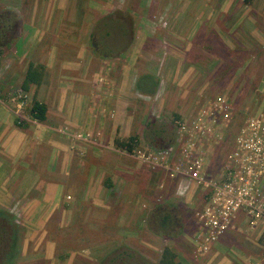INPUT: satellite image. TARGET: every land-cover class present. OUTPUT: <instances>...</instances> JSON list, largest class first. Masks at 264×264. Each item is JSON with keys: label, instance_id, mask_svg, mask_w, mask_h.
Segmentation results:
<instances>
[{"label": "rangeland", "instance_id": "obj_1", "mask_svg": "<svg viewBox=\"0 0 264 264\" xmlns=\"http://www.w3.org/2000/svg\"><path fill=\"white\" fill-rule=\"evenodd\" d=\"M106 1L115 2L116 0ZM106 1L93 0L92 7H86L90 3L85 5L83 3L81 4V0H77L75 8L79 10L80 7V13H73L76 23L72 27L74 39L71 43L69 39H63L68 33L69 26L67 24L60 25L59 32H66L61 33L60 38H62L56 42V39L52 40V35L54 36L59 25L55 24V29H51L48 32L45 30L47 29L45 24H38L39 16L32 15L30 12L31 20H34L36 23L32 25L30 23L25 24L23 20L25 21L29 9H19L18 13H21V15L18 17L17 11L12 8L15 7L12 1L0 0V25L2 26L1 32L3 34L0 41L3 70L0 84L4 102L10 103L8 98L21 86V82L25 77V71L30 62L39 64V62H43L44 60L48 61L51 58L54 60L56 56L49 58L52 46H57L60 50L62 49L58 53L61 56L57 57L56 64L58 66L54 70V74L47 75L45 77V83L41 84L42 86L40 85L37 89L33 88L29 92L27 108L25 107L22 110L21 114L27 120L25 121L24 118L21 123L25 125L34 123L35 120L29 115L33 98L36 97L38 101L42 100L50 107L54 104L55 97L63 96L65 93L68 94L71 86L74 85L70 83L68 75L70 74L69 69L64 70L61 66V63L65 62L66 65L68 64V67H72L69 66L72 62L69 58L72 57H66V55L70 51L73 54H84L87 52V55L85 54L84 56L80 54L79 59L85 61L89 56H94L96 65L101 64L102 66L103 58L97 54L99 46L96 47L95 40L92 38V32L96 24L103 17L115 11H128L133 15L135 20V35H139L140 38L143 37L141 35H145L147 32L150 35L144 36L142 42L139 40L140 38L138 39L139 41L134 40L131 47L143 48L150 51L157 50V54L161 55L166 49L176 50L177 52V49H186L187 44L192 43L190 46L192 52L186 58L192 63H197L205 67L204 71L190 72L185 77L184 73H176L174 71L170 74V81L167 82V87H163L164 81H162L161 86L159 78H156L157 84L161 86V90L157 96V93L153 95L151 104L147 102L148 100L145 97H142L144 107H140V109L143 112L137 111V107L133 103L127 105H120L119 103L109 104L114 109L111 110L112 112L120 110L126 116H133L134 125L139 127L133 135L137 136L139 140L135 155L142 154L148 148H151L145 139V130L149 123L154 120H159L172 125V130L174 129L176 131L177 122L184 121L190 125L196 137L195 141L199 140L200 145L207 150L209 173L213 176H218L219 172L221 173L223 171V167L230 160L235 138L247 119L259 114L264 115V54L258 52L259 55L250 56L249 60L242 65V61H237L236 57H232L226 53L213 57H208L207 55L200 57L195 53L197 49H201L210 54L211 51H208L210 49L224 48L217 34L213 36V34L207 33L208 26L211 29L214 28V24L212 23H216V18L219 19V14H221L213 5L215 0H204L205 3L203 1L198 2L197 0H192V6L185 13L179 9L163 11V9L160 10L155 6H150V4L142 7L144 9L143 12L138 11L135 7L126 8L127 6L122 5H118L119 7L117 6L116 8H106ZM132 1L136 2V4L140 2V0ZM242 1L244 2V0ZM254 1L256 13L259 11L264 12L263 5L258 8L256 7L258 3H264V0ZM84 8H86L85 12H81ZM203 9H207V13L204 14L205 16L201 13ZM160 13L167 15V18L159 15ZM246 13L251 15L250 11ZM200 14L203 18H200ZM155 15L163 21H166V19L169 21L166 26L167 29L165 28V31H162L163 37L160 40L155 39L157 30H155L154 26L156 24H151L148 21ZM157 16L155 17L157 18ZM146 17L149 19H144ZM19 18L21 19V24L18 22ZM206 19H210V23L205 26L207 29H203L202 25L197 21H204ZM140 21L142 22L140 23ZM226 23L228 25L225 26V30H228L231 27V22L228 20V17H223V25ZM159 25L161 26V24ZM162 28L163 26H161ZM192 31L197 32L192 40L174 38L175 41L173 36L170 35L171 33L177 35L185 33L186 35H190ZM208 35L215 38V41L212 40L211 42L212 46L208 45ZM205 37L207 38L206 40ZM86 38L89 39L85 40ZM69 43L71 45H68ZM82 46L85 50L80 49ZM76 48L80 50H76ZM41 51L45 52L47 57ZM223 59L227 61L225 64H223ZM216 60L218 61L217 65H215ZM232 60H235V62L232 63ZM212 67L216 68V70H213L214 68L210 70ZM152 68H156L155 65L146 61V64H144L146 72L153 73L151 71ZM102 85L104 84L101 83L97 86L99 90H105ZM109 90L112 93L114 92L111 89ZM84 92L90 93V90L85 89ZM138 92L142 93L140 89H138ZM165 95L168 97L167 101L160 102L164 99ZM220 98L228 100L232 106L229 122L226 124V127L216 130L214 138L209 139L210 137L207 134L204 137L198 136L194 132L196 130V126L194 125L198 121L200 114L203 110L213 107L214 102ZM147 104H149L148 107ZM69 106L70 104H68L67 100L64 109L65 112H70ZM79 106L83 107L87 105L83 104L81 106V104H78ZM7 107L9 108V106ZM91 107L94 106L91 105ZM95 107H99L98 109L101 108L96 105ZM51 108H54L53 110L58 112L59 105L54 104ZM60 108L63 109V103H61ZM2 110L3 108L0 110V114ZM135 111L137 112L135 113ZM58 114H60V111ZM53 116V121L62 122V126L57 129L58 131L64 127L69 129V135L59 133L66 138L68 137L67 140L72 144V154L74 153L73 151L75 153L78 151L80 156H83L81 158H85L86 153L82 151L85 149H82V147L89 143L91 144L92 136H95L91 134L88 125L86 130L73 128L70 124H66L64 119L58 120L61 117L56 113ZM86 116H79L78 122L80 121L82 123L84 121L82 125L86 124ZM139 116H141L140 119H138ZM76 118H78L77 114ZM121 121L123 122V120ZM137 121H139V126L137 125ZM95 124H100V121L92 123V125ZM116 125L117 122L115 121L107 123L104 133H111L117 127ZM98 132L99 129L95 127L94 133ZM77 134H83L87 140L76 138ZM101 136L104 137L103 143H106L108 141H106V136ZM189 137L187 136V138ZM221 137H223L222 140ZM140 139H142V144H140ZM103 151L109 156L107 159L112 158L113 154L117 156H134V153L129 154L115 147L113 151H108V149H104ZM97 154L99 156L102 155L98 151ZM112 161L115 162L113 159ZM107 163H111V161L109 160ZM150 169L152 170V174H143L139 178L140 182L131 187L126 205L117 202L116 206H118L112 207V210L108 211L107 215L99 213L102 210L94 205V201L87 202L88 204L84 201L79 202L77 207L81 212L80 214L78 213L76 219H73L75 220V225L69 227L67 222L63 224L65 228L59 235V240L62 242L60 252L63 256V261L55 264H107L118 251L124 252L126 250L138 255L140 261L138 264H159L164 248L173 249L182 264H213L216 262L217 260H213L212 258L216 253L215 251L209 257L199 255L196 250V244H193L194 242L191 241V239L194 241V238H191V236L195 237L194 235L199 230V220L197 221L196 213L206 204L203 190L189 180L172 178L166 170L158 171L152 168ZM162 185L164 189L159 188ZM138 186H140L141 192H139ZM136 191L137 194H143L144 198L138 197L136 199ZM159 207H164L167 213L172 216V224H169V227L165 228L161 225V221H158L155 217L153 218L152 213ZM124 209L125 212L127 211V216L125 218L123 217L125 222H123V219L120 222V218L122 217L120 211ZM20 226L22 232L25 231L26 233L24 226ZM240 226V229H236V232L229 230L220 238L219 243L222 241L224 245L227 244L225 250H223V255L229 258L231 264H264V240L262 239L260 241L258 233L251 232L243 223ZM216 251L218 252V249ZM194 254H196L199 260ZM80 255L85 258L81 259ZM19 257V254H17L15 262L16 260L18 261ZM45 264L49 263L45 262Z\"/></svg>", "mask_w": 264, "mask_h": 264}, {"label": "crops", "instance_id": "obj_2", "mask_svg": "<svg viewBox=\"0 0 264 264\" xmlns=\"http://www.w3.org/2000/svg\"><path fill=\"white\" fill-rule=\"evenodd\" d=\"M10 1L15 6L12 8L17 11L18 17L21 15V13H18L19 9H29L25 21L23 20L25 24H35L36 22L31 20V14L38 15V24H45L47 28L45 30L48 32L51 29H55V24L59 25L54 36L52 35V40L56 39L55 41L57 42L58 39L62 38H60L61 33L66 31L59 32V28L63 24L69 26L68 33L63 39H69L70 42L74 39L72 35V27L76 23L74 14L80 13V7L79 10L75 8L77 0ZM197 1L205 3L204 0ZM92 2L93 0H81V4L87 5L90 3L86 7H92ZM106 2V8H116L118 5H122L127 6L126 8L135 7L138 11L143 12L144 9L142 7L150 4V6H155L160 10L163 9V11L179 9L183 13L193 3L192 0H140L138 4L132 0ZM254 3L255 1L253 2V0H251L249 5H246L242 0H215L213 5L221 14H219V19L216 18V23H212L214 28L211 29L208 26L207 33L213 34V36L217 34L224 48L210 49L208 50L211 51L210 54L197 49L195 53L200 57L205 55L213 57L226 53L236 57L237 61H242V65L249 60L250 56L259 55L258 52L264 54V12L259 11L256 13ZM261 5L264 7L262 2L258 3L256 7L258 8ZM85 10L86 8L82 9L81 12H85ZM206 11L207 9H203L201 13L204 15L207 13ZM249 11L251 15L246 13ZM159 15L162 14L160 13ZM155 16L148 21L157 25L154 26L155 30H157L155 39L160 40L163 37L162 31H165V28L161 29L159 25L161 19ZM162 16L167 18V15ZM201 16L200 14V18H203ZM223 17H228L231 22V27L228 30H225V26L228 23L223 25ZM144 19L149 18L146 17ZM166 21L169 23L167 19ZM18 22L21 24L20 18ZM197 22L202 25L203 29H207L205 26L210 23V19ZM196 33L192 31L190 35L185 33L181 35L171 33L170 35L173 36V39L192 40ZM141 36L143 37L140 38L139 35H135L134 40L136 41L140 38L139 40L142 42L144 36L150 35L147 32ZM87 39L89 38L85 40ZM212 40L215 41V38L208 35V45L212 46ZM71 43L68 45H71ZM191 44L188 43L186 49H177V52L176 50L166 49L161 55L157 54V50L150 51L143 48L130 47L129 50L118 57L103 58L102 66L101 64L96 65L94 56H89L85 61L79 59L80 54L84 56L85 54L87 55V52L84 54H73L70 51L66 57H72L69 58L72 61L69 66L72 67H68L65 62L61 63V66L64 70L69 69L70 83L74 85L71 86L68 94L65 93L63 96L61 95L62 97L54 98L53 103L59 105L58 112L60 111V114L54 111V108H51L54 104L49 107L47 103L41 100L39 102L47 107L46 120L41 123L35 121L34 123H29L30 125L27 124L23 128H19L13 113L9 109L3 108L0 114V208L13 214L17 218L18 224L23 225L26 230V233L24 231L21 233L22 236H20L18 251L20 257L15 264H45V262L55 264L63 261V256L60 252L62 242L59 240V235L65 228L63 226L65 222L68 223L69 227L75 225V220L73 219H76L78 213L80 214L81 212L77 207L79 202L94 201V205L102 210L99 213L106 215L108 211L112 210V207L118 206H116L117 202L126 205L131 187L140 182L139 178L143 174L151 173L152 170L149 165L141 162L135 154L133 157L113 154L112 158L107 159L109 156L105 154L104 149L113 151L114 140L117 137L121 139L132 137L134 132L139 129V127L134 125L133 116H126L120 110L112 112L113 108L109 104L119 103L120 105H127L133 103L137 107V111L143 112L140 109V107H144L142 97H145L148 100L147 102L151 104L153 95L157 93V96L161 90L162 81H164L163 87L168 86L167 82L170 81L171 73L174 71L176 73L182 72L185 77L190 72L204 71V66L192 63L186 58L192 52ZM80 49L85 50L83 46ZM80 49L76 48V50ZM59 51H62V49L52 46L49 58L52 56H56V58L39 62V64L46 67L45 77L49 74H54V70L58 66L56 64L57 57L61 56V54H58ZM41 53L47 57L45 52L41 51ZM73 55H75L74 58ZM146 61L155 65L156 68L151 70L153 73H148L144 69ZM226 62L223 59V64ZM234 62L235 60H232V63ZM217 64L218 61L216 60L215 65ZM213 70H216V68ZM45 77L42 84L45 83ZM156 78H159L161 86L157 84ZM101 83L104 84L102 87L105 90H99L97 87ZM137 88L142 93H139ZM85 89H89L90 93L84 92ZM109 89L114 92L112 93ZM166 96L160 102H166L168 98ZM67 100L68 104H70V112L64 111ZM61 103H63V109L60 108ZM78 104L87 106L78 107ZM149 104H147V107ZM91 105L94 107H91ZM95 105L101 108L98 109L99 107H95ZM55 113L61 117L58 120L64 119V122L70 124L73 128L86 130L88 125L91 134L95 135L92 136L94 139L92 138L91 144L89 143L82 147V149H85L82 150L86 153L85 158H81L83 156H80L78 151L76 153L73 151L74 153L72 154V144L67 140L68 137L62 136L57 130L62 126V122L53 121V114ZM76 114L78 118H76ZM85 115H87L86 124L82 125L84 121L81 123L80 121L78 122V119ZM140 118L141 116L138 119ZM88 121L90 122L88 123ZM95 121H100V124L92 125ZM111 121L117 122V127L111 133L105 134V125ZM137 125L139 126V121H137ZM91 127L93 128L91 129ZM95 127L99 129L98 133H94ZM101 135L106 136V141L108 140L106 143H103L104 137ZM142 139H140V144H142ZM97 151L102 155L99 156ZM109 160L111 163H107ZM157 170L161 171L162 169ZM159 188L164 189L163 185ZM138 190L141 192L140 186H138ZM142 195L137 194V191L135 193L136 199L138 197L144 198V195ZM120 214L122 215L120 222L122 219L125 222L124 218L127 216V211L125 212L124 209L120 211ZM233 231L236 232V230ZM191 241L193 242V239ZM226 245L222 241L218 242L211 252L204 256L209 257L216 252L212 258L217 261L213 264H229V258L223 255ZM80 256L81 259L85 258L82 255ZM194 256L196 257V254ZM196 258L198 259V257Z\"/></svg>", "mask_w": 264, "mask_h": 264}, {"label": "built area", "instance_id": "obj_3", "mask_svg": "<svg viewBox=\"0 0 264 264\" xmlns=\"http://www.w3.org/2000/svg\"><path fill=\"white\" fill-rule=\"evenodd\" d=\"M159 22L163 28L168 25L166 21ZM2 72L0 51V83ZM1 90L0 84V110L9 109L21 123L29 92L20 86L7 103ZM214 103L213 107L203 110L194 125V132L200 137L207 134L209 139L214 138L216 130L229 122L230 102L220 98ZM176 129V139L169 148H148L137 158L153 170H166L172 178L189 180L203 190L206 204L196 213L199 230L193 237L199 255L209 254L227 231L239 230L242 223L264 240V115L247 119L235 138L230 160L218 176L209 173L207 150L199 140L195 141L190 125L179 121ZM58 132L69 135L67 127ZM76 138L87 140L83 134H77Z\"/></svg>", "mask_w": 264, "mask_h": 264}, {"label": "trees", "instance_id": "obj_4", "mask_svg": "<svg viewBox=\"0 0 264 264\" xmlns=\"http://www.w3.org/2000/svg\"><path fill=\"white\" fill-rule=\"evenodd\" d=\"M244 2L249 5L251 0H244ZM134 24V17L128 11H115L103 17L92 32L96 47L99 46L97 54L102 58H115L129 50L135 39ZM45 73V66L30 62L21 86L27 92H30L33 87L38 88L44 80ZM35 98L32 100L29 114L34 120L41 123L47 118V107ZM24 125L17 123L19 128H23ZM172 128V125L159 120L149 123L145 130V139L148 145L153 149L169 148L176 139V131ZM114 147L123 152L135 154L138 149V137L133 136L127 139L117 137L114 140ZM152 216L161 221V225L165 228L172 224V216L167 213L164 207L156 208ZM21 233L22 229L17 218L0 208V264H13L15 262ZM139 262L138 255L126 250L124 252L118 251L107 264H138ZM159 264L182 263L178 260L173 249L164 248Z\"/></svg>", "mask_w": 264, "mask_h": 264}, {"label": "flooded vegetation", "instance_id": "obj_5", "mask_svg": "<svg viewBox=\"0 0 264 264\" xmlns=\"http://www.w3.org/2000/svg\"><path fill=\"white\" fill-rule=\"evenodd\" d=\"M1 25H0V41H1V37L3 36L2 32H1Z\"/></svg>", "mask_w": 264, "mask_h": 264}]
</instances>
